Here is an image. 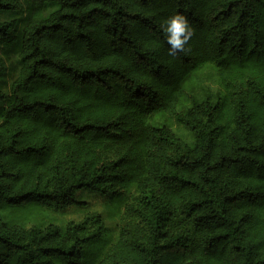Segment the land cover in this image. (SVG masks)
I'll list each match as a JSON object with an SVG mask.
<instances>
[{
  "label": "trees",
  "instance_id": "16d2710c",
  "mask_svg": "<svg viewBox=\"0 0 264 264\" xmlns=\"http://www.w3.org/2000/svg\"><path fill=\"white\" fill-rule=\"evenodd\" d=\"M81 189L114 227L0 219V264H264V0H0V207Z\"/></svg>",
  "mask_w": 264,
  "mask_h": 264
},
{
  "label": "rangeland",
  "instance_id": "374dc122",
  "mask_svg": "<svg viewBox=\"0 0 264 264\" xmlns=\"http://www.w3.org/2000/svg\"><path fill=\"white\" fill-rule=\"evenodd\" d=\"M56 7L55 3L46 4V9ZM14 15V13H4L1 15V18H9ZM20 37L19 32L16 41L12 44L13 48L20 49ZM5 90L8 93L10 92V88H6ZM75 198V204L58 211L41 207L33 199L15 204L4 203L0 207V219L3 222L24 227L54 225L62 228L66 223L78 221L89 212H97L102 216L108 227H114L117 223V218L113 214L115 205L110 201L108 196L81 189L76 192ZM109 214L113 215L109 216Z\"/></svg>",
  "mask_w": 264,
  "mask_h": 264
},
{
  "label": "clouds",
  "instance_id": "9594fccd",
  "mask_svg": "<svg viewBox=\"0 0 264 264\" xmlns=\"http://www.w3.org/2000/svg\"><path fill=\"white\" fill-rule=\"evenodd\" d=\"M164 31L169 45V54H175L185 49L193 30L183 14L174 13L165 20Z\"/></svg>",
  "mask_w": 264,
  "mask_h": 264
}]
</instances>
